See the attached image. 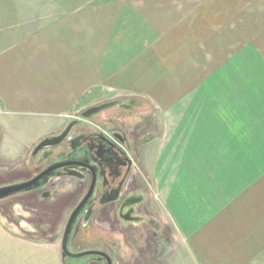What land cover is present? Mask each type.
I'll use <instances>...</instances> for the list:
<instances>
[{
  "label": "crops",
  "instance_id": "1",
  "mask_svg": "<svg viewBox=\"0 0 264 264\" xmlns=\"http://www.w3.org/2000/svg\"><path fill=\"white\" fill-rule=\"evenodd\" d=\"M205 17L210 21L205 20L206 28L213 30V0H0V100L10 110L42 119L63 117L56 128L90 101L118 91H136L139 86L160 94L167 101L162 109L170 101L177 104L186 91L182 89L184 79L175 69L187 67L186 37L196 34L191 31L195 26L203 27L197 22ZM180 37L184 38L178 43ZM232 117V123L227 118L225 124L215 127L203 123L209 134L204 139L225 151L230 147L235 150L236 157L229 156L230 161L224 155L221 164L234 162L239 171L226 166L213 177V166L209 169L206 165L214 162L213 153V157L191 156V170L172 172L165 156L167 165L158 172L160 154H155L151 179L154 195L161 200L164 228L176 237L190 264H264V252L249 253L246 258L232 253L251 241L249 232V241L244 240L245 234L234 228V222L230 227L227 222L239 218L242 223L237 224L246 227L249 212H255L257 219L252 220H260L256 212L261 211L260 207L251 209L248 196L246 204L243 202L250 186L248 117L242 111ZM224 133L225 141L218 144ZM171 145L164 141L162 147ZM209 149L212 154L213 148ZM223 176L225 187L213 182ZM16 202L13 205L22 207ZM23 202L31 204L27 199ZM33 244V254L47 259L40 251L41 244Z\"/></svg>",
  "mask_w": 264,
  "mask_h": 264
},
{
  "label": "rangeland",
  "instance_id": "2",
  "mask_svg": "<svg viewBox=\"0 0 264 264\" xmlns=\"http://www.w3.org/2000/svg\"><path fill=\"white\" fill-rule=\"evenodd\" d=\"M206 19L207 17L197 22L200 26L203 25L200 29L192 26L191 31L196 34L190 37L185 35V57H189L185 58L188 60L187 67H180L175 71L179 70L176 75L180 74L181 79L186 81L183 80L182 88L186 94L177 104L173 105L170 101L169 106L166 105L163 110L162 104L167 101L162 100L160 94L147 92L142 86L136 91H118L90 101L91 104H98L114 96L126 104L124 108L116 106L101 111L95 119L102 122L118 118L122 121L123 128L130 132L135 144L140 145L136 154L138 170L142 172V175L139 174V183L141 182L143 189L148 190L146 202L138 210L147 214L146 222L145 217L139 220L141 222H130L134 215L132 209L120 224L111 209V216L108 215L105 222L97 223L94 220L86 228L88 230L84 235L87 241L99 239L101 242H114L118 245L117 264H190L183 258L184 250L179 248L176 237L174 239L169 236L168 229L164 228L165 219L159 212L161 200L154 195L152 186L154 160L160 154V162L156 167L158 172L166 167L168 161L170 172L191 170V156L213 157L214 153V162H205L209 169L213 166V177L220 175V171L225 170L226 166L239 171L234 162L221 164L225 161L224 155L236 157V152L231 147L227 151L224 147H215L213 141L211 145V141L204 139L205 134H209L204 131L206 127L203 123H214L215 127L216 124H225L227 118L228 123H232V114L241 111L247 115L251 130V161L248 163L250 186L243 202L248 196L247 200L251 203L249 206L254 207L251 209L261 208L259 213L256 212L260 220H252L251 218H257L253 217L255 212L250 211V223H246V227L237 224L242 223L239 218L228 221L227 225L230 227V222H234V228L245 234L242 238L248 240L246 234L249 232L251 241L247 247H243L247 250L246 253L243 248H234L232 253L245 254L246 258L249 253L264 252V0H213V30L206 28ZM191 31L187 30V33ZM183 38H177V42L181 43ZM203 81L205 82L202 83ZM132 101L135 104L128 106ZM0 108L1 184L24 179L35 173L36 169L44 165L43 157L47 155L55 158L58 152L55 147L41 149L34 158L32 149L41 140L60 131L72 118L66 117L56 128V122L63 117L42 119L35 114L10 110L1 100ZM213 134L220 135L219 132ZM221 139L225 141V133L223 137H218V144L222 142ZM164 141L173 145L166 147L165 143L166 146L162 147ZM208 146L213 148L212 154ZM161 151L165 152L164 155ZM165 156L169 158L166 159L168 161H164ZM213 182L225 187L224 176L213 179ZM223 187L219 189L223 190ZM63 188L56 185L53 192L50 191L52 198L40 195L41 201H30L31 204L26 207L10 205L9 200H0V264H63L61 239L68 211L66 209L56 214L46 205L65 195H60ZM126 210L121 207L119 212L124 215ZM102 219L97 218L100 221ZM29 222L36 224L35 227L29 228ZM50 222L54 223L51 227ZM138 223L142 227L132 226ZM80 235L78 233L77 236ZM230 236L232 235L227 237ZM34 242L41 244L40 251L47 259H38L33 254ZM251 257L257 258V255ZM78 259L81 258L75 260Z\"/></svg>",
  "mask_w": 264,
  "mask_h": 264
},
{
  "label": "flooded vegetation",
  "instance_id": "3",
  "mask_svg": "<svg viewBox=\"0 0 264 264\" xmlns=\"http://www.w3.org/2000/svg\"><path fill=\"white\" fill-rule=\"evenodd\" d=\"M133 104L135 102H129L128 106ZM99 106L103 108L92 110ZM116 106L124 108L126 104L119 98L111 97L106 102L83 108L60 131L41 140L32 149V158H34L41 149L55 147L58 149L55 158L47 155L43 157L44 165L36 169L35 173L24 179L0 184L5 186L22 182L34 177L51 164L66 162L49 175L46 184L39 188L14 193L0 200H9L10 205L20 201L22 207H26L23 202L26 199L36 203L42 200L39 199L40 195L52 198L50 191L53 192L56 185L65 187L60 193L65 195L51 203L47 202L46 205L52 208L51 210L54 209L56 214L67 209L66 226L74 209L84 199L68 237V250L76 254L90 251L103 253L110 258L111 264H117L118 245L114 242H101L99 239L87 241L84 235L88 230L86 228L94 220L97 223L105 222L107 216H111L109 213L111 209L114 210L115 218L120 224H122L121 220H126L132 209L134 215L131 216L130 222H137L144 217L146 222L147 214H142L138 210L143 208L146 202V191H148L142 188L141 182L139 183L142 172L138 170L136 154L140 145L135 144L130 132L123 128L122 121L118 118L102 122L95 119L101 111ZM121 207L128 210L126 214L119 212ZM97 218L103 219L100 221ZM132 226L142 227L140 223ZM128 227L129 225L125 228ZM78 233H81L80 237L77 236ZM77 258L81 259L75 260ZM65 264H108V261L99 254L87 253L78 257H66Z\"/></svg>",
  "mask_w": 264,
  "mask_h": 264
},
{
  "label": "water",
  "instance_id": "4",
  "mask_svg": "<svg viewBox=\"0 0 264 264\" xmlns=\"http://www.w3.org/2000/svg\"><path fill=\"white\" fill-rule=\"evenodd\" d=\"M103 107H105V105ZM103 107L102 106L94 107V108H92V110H96V109L98 110V109L103 108ZM65 164H66V162H59V163L51 164L48 167H46L45 169H43L41 172H39L37 175H35L34 177H32L28 180L18 182V183H14V184H10V185L0 186V199H3L7 196H10V195L17 193V192H20V191L30 190L32 188H39L40 186L47 183L49 175H51L52 172L56 168L63 166ZM83 203H84V199L74 209L73 213L71 214V216H70V218H69V220L65 226V229H64V232L62 235V239H61V259L63 260L62 262H63V264H65L64 261H65L66 257L71 258V257L83 256L87 253H94V254H99L101 256H104L106 258V260L108 261V264H111L110 258L106 254H103V253H97V252L90 251V252L76 254V253H72L68 250V247H67L68 237H69V234L71 233L75 217L78 214V212L80 211V209L82 208Z\"/></svg>",
  "mask_w": 264,
  "mask_h": 264
},
{
  "label": "trees",
  "instance_id": "5",
  "mask_svg": "<svg viewBox=\"0 0 264 264\" xmlns=\"http://www.w3.org/2000/svg\"><path fill=\"white\" fill-rule=\"evenodd\" d=\"M65 262V261H64Z\"/></svg>",
  "mask_w": 264,
  "mask_h": 264
}]
</instances>
